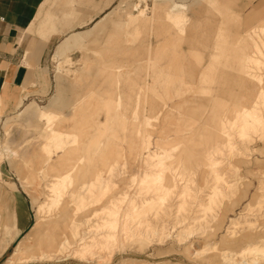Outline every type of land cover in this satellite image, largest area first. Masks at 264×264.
I'll return each instance as SVG.
<instances>
[{
    "label": "rangeland",
    "instance_id": "374dc122",
    "mask_svg": "<svg viewBox=\"0 0 264 264\" xmlns=\"http://www.w3.org/2000/svg\"><path fill=\"white\" fill-rule=\"evenodd\" d=\"M28 34L42 42L53 35L42 88L27 90L0 120V264L27 237L28 258L14 264H264V67L255 64L264 62V0H51ZM66 39L61 59L72 61L59 70L53 53ZM116 85L122 111L110 100ZM198 88L205 91L195 103L179 102ZM55 97L56 122L71 132L64 149L79 138L87 167L74 186L67 182L48 241L49 188L59 182L49 166L63 151L46 119L20 110ZM242 104L262 117L245 135ZM101 140L123 159L103 158L110 145ZM160 157L162 182L139 184ZM113 204L116 228L106 224ZM93 240L102 244L84 249Z\"/></svg>",
    "mask_w": 264,
    "mask_h": 264
},
{
    "label": "crops",
    "instance_id": "0c3cea01",
    "mask_svg": "<svg viewBox=\"0 0 264 264\" xmlns=\"http://www.w3.org/2000/svg\"><path fill=\"white\" fill-rule=\"evenodd\" d=\"M50 1L0 0V120L22 106L27 90L42 88V77L47 67L46 51L54 33L42 42L29 35L28 30L40 19ZM70 41L71 39H66L56 46L54 59H61ZM68 61H72L70 55L61 59L63 66L59 70L67 66L64 63ZM56 99L57 97L48 107L26 104L20 114L28 119L39 120H44L41 118L43 111L57 115L51 110Z\"/></svg>",
    "mask_w": 264,
    "mask_h": 264
},
{
    "label": "bare ground",
    "instance_id": "6f19581e",
    "mask_svg": "<svg viewBox=\"0 0 264 264\" xmlns=\"http://www.w3.org/2000/svg\"><path fill=\"white\" fill-rule=\"evenodd\" d=\"M255 64L257 65L258 68H262L264 67V62L261 61H255ZM262 78V77H261ZM257 80L255 78V76L249 77V82L250 84L254 83V81ZM259 85L262 86V89L264 90L263 84L260 82H258ZM116 99H112L110 98V100L115 104V106L117 107V109L119 111H122V93L121 90L119 88V85H116ZM257 90V89H256ZM204 89L202 88H198L195 92V95H193L192 99L191 97H183L179 102H184V101H191V103H195L197 101V99L201 98V96L204 93ZM252 92V91H251ZM264 97V96H263ZM155 99V96L152 94H146V100L147 102L153 103ZM246 99V98H245ZM261 100V99H260ZM178 103V102H177ZM249 103V102H248ZM263 103V102H262ZM112 104V103H111ZM256 104V103H255ZM109 106V104H108ZM141 106V105H140ZM111 107V106H110ZM109 107V108H110ZM114 107V106H113ZM237 107V108H236ZM236 108V115L239 117L240 122L238 124V127H240L239 129L241 130V135H245L247 131H252L255 128H257L261 123H262V117L260 114V111L258 110V108L256 106H252L251 104H242V105H237ZM164 108V107H163ZM174 108L175 105H173L172 107H169L167 110V117L165 118V120H169L170 122H174L175 118L172 116V114L174 113ZM233 108V107H232ZM108 109V108H107ZM106 109V110H107ZM113 109V108H112ZM110 110V109H108ZM114 110V109H113ZM112 110V111H113ZM111 111V110H110ZM115 111V110H114ZM113 111V112H114ZM182 111V110H180ZM179 111V112H180ZM107 113V111H105ZM109 113V111H108ZM41 118L46 119L47 120V124L49 126V131L50 134L54 135L56 140L54 142V146L55 149L57 150H62L63 152L59 155L60 157V161L58 162L57 166H49V169L55 171L57 173V177L59 182L57 183H53L52 186H50L49 188V192H50V201L47 204V208L48 211H54L55 213L49 217H47L44 220V226L43 229H45L46 232V238L49 241L50 238H54L55 234V228L57 226V222H58V214L60 212V208H61V204H62V197H63V193L65 191H67V182L69 181L70 186H74L76 184V182L78 181L77 179V175L80 172V170H86V163L84 161V155L83 153L79 152L78 150V145H79V138H75L72 143L73 146H71V149H64V143H65V138H70L71 137V132L69 130H65L64 132H61V127H59L58 123L56 122V115L50 113L49 111H43L41 113ZM109 119V118H108ZM122 120H125V118H122ZM164 120V122H165ZM177 121V119H176ZM104 122V121H103ZM155 122V118H150V120L147 122L146 124V129L150 130L152 126V124ZM105 123V122H104ZM107 123V122H106ZM164 124V123H163ZM231 124V123H230ZM103 125V124H101ZM222 125V124H221ZM234 125V124H233ZM70 126V125H69ZM232 126V125H231ZM237 126V125H236ZM107 128V127H104ZM146 130V131H147ZM237 130V129H236ZM88 131V130H87ZM101 131V130H100ZM104 132V131H103ZM93 133V132H92ZM140 133V132H139ZM189 133V132H188ZM64 134V136H63ZM91 134V133H90ZM176 134V133H175ZM151 135V134H150ZM121 136V135H120ZM167 136V134H166ZM98 137V136H96ZM108 137V135H107ZM141 137V136H140ZM144 137V136H143ZM95 139V138H94ZM147 139V138H146ZM150 140V139H149ZM183 139L178 138L177 140H172V145H173V149L176 150L179 148L180 145H182L184 142L182 141ZM101 146L106 145L107 142L105 140H101ZM99 143V142H98ZM145 143V142H144ZM227 143V142H226ZM97 145V144H96ZM95 145V147H96ZM108 146L110 145V148H108V152L103 154V158L105 159H109L111 160L112 158L116 157L117 159H123V155L121 153L118 152H114L112 149L115 147L113 144H107ZM151 145V144H150ZM136 146V145H135ZM157 145H155L156 147ZM98 147V146H97ZM149 147V146H148ZM147 147V148H148ZM139 148V147H138ZM161 148V147H160ZM56 150V151H57ZM152 150V149H151ZM95 152V151H94ZM48 154L51 156L52 154V150H48ZM58 154V152H57ZM176 156V155H175ZM52 157V156H51ZM92 157V155L90 156ZM173 156H171L172 158ZM101 158V156H100ZM102 159V158H101ZM160 165H152L150 166V170L148 172H144L143 174H141V178H139L138 176V183L146 186V187H151L155 184L161 183L163 180V176L165 173V168H167L166 163L167 160H165V158L160 157ZM210 159V158H209ZM208 159V160H209ZM171 160V159H170ZM175 161V160H174ZM214 162V161H211ZM91 163V162H90ZM171 164V163H170ZM172 166V165H171ZM216 167V166H215ZM163 168V169H162ZM89 171H93V168H90ZM181 175V174H180ZM216 175V174H214ZM136 177V176H135ZM92 180V179H90ZM100 180V179H99ZM100 182V181H99ZM88 183V182H87ZM91 183V182H90ZM105 183V182H104ZM109 183V182H108ZM88 186V185H87ZM103 187V186H102ZM107 187V186H106ZM160 188V187H159ZM163 189V188H162ZM104 190V189H103ZM106 190V189H105ZM109 190V189H108ZM168 191V190H167ZM104 192V191H103ZM47 194V193H46ZM96 194V193H95ZM169 195V194H168ZM96 197V196H95ZM102 197V196H101ZM159 197V196H158ZM167 197V196H166ZM123 202V201H122ZM134 203V202H133ZM116 205V204H115ZM113 204L112 208H110L108 211V213H111V215L113 214V219L112 220H106V224L107 226L109 225V227L112 228H116L117 225L120 223L119 222V217L117 218L118 215L121 214L119 207L115 206ZM134 206H132L131 209H134ZM147 207V206H146ZM45 205L42 204L40 205L39 209L40 210H45ZM106 208H104L105 210ZM132 216V210L129 211L127 214L124 213V217L125 220L126 219H130V217ZM69 222V219H65L62 220V223L64 226H67ZM105 223V222H104ZM144 223V222H143ZM136 225V224H135ZM104 226V224H103ZM141 226V225H140ZM148 226V225H147ZM129 227V226H128ZM134 227V226H133ZM142 227V226H141ZM38 226L34 225L33 229H37ZM130 228V227H129ZM115 230V229H114ZM42 231V230H41ZM125 234V233H124ZM129 235V233H128ZM36 236V235H35ZM106 239L108 238L107 235L105 236ZM115 237V236H114ZM30 238V237H29ZM54 240V239H53ZM28 237L25 238L24 240L20 241L15 250L13 251V253L10 255V257L7 260V264H14L17 261H25L28 258ZM57 241V240H56ZM98 244H102L101 241H96ZM94 240L92 241L91 244L88 243V245H85L84 249H88L91 246H94L96 243ZM54 243V242H53ZM83 244V243H82ZM37 246H40L37 243ZM250 249V247H249ZM243 250V249H242ZM247 249H244L243 252H245ZM249 251V250H248ZM259 252V251H258ZM242 255V254H241ZM242 262V261H240ZM241 264V263H240Z\"/></svg>",
    "mask_w": 264,
    "mask_h": 264
}]
</instances>
